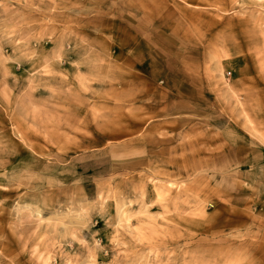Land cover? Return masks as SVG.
Listing matches in <instances>:
<instances>
[{"label":"rangeland","instance_id":"rangeland-1","mask_svg":"<svg viewBox=\"0 0 264 264\" xmlns=\"http://www.w3.org/2000/svg\"><path fill=\"white\" fill-rule=\"evenodd\" d=\"M264 0H0V264H264Z\"/></svg>","mask_w":264,"mask_h":264},{"label":"crops","instance_id":"crops-1","mask_svg":"<svg viewBox=\"0 0 264 264\" xmlns=\"http://www.w3.org/2000/svg\"><path fill=\"white\" fill-rule=\"evenodd\" d=\"M262 159H263V161H264V156H263V158H262Z\"/></svg>","mask_w":264,"mask_h":264}]
</instances>
